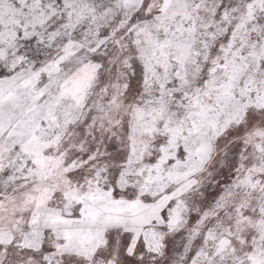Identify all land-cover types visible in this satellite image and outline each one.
I'll return each instance as SVG.
<instances>
[{
  "label": "snow or ice",
  "instance_id": "6c2138e0",
  "mask_svg": "<svg viewBox=\"0 0 264 264\" xmlns=\"http://www.w3.org/2000/svg\"><path fill=\"white\" fill-rule=\"evenodd\" d=\"M0 264H264V0H0Z\"/></svg>",
  "mask_w": 264,
  "mask_h": 264
}]
</instances>
